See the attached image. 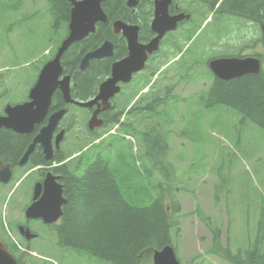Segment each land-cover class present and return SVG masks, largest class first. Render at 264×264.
I'll list each match as a JSON object with an SVG mask.
<instances>
[{"label": "trees", "instance_id": "trees-1", "mask_svg": "<svg viewBox=\"0 0 264 264\" xmlns=\"http://www.w3.org/2000/svg\"><path fill=\"white\" fill-rule=\"evenodd\" d=\"M46 2L51 20L56 29L58 27L60 30L69 20L68 0ZM202 2L207 4V15L219 0ZM106 12L109 17H114L107 10ZM216 14L238 17L264 26V0H222ZM105 37L110 38L98 30L95 35L72 45L61 59L63 73L73 78L74 91L81 100L89 98L108 74L104 72L103 66L94 62H90L83 72L79 71L83 55L101 44ZM58 42L60 43V39ZM186 61L187 68L198 64L192 63L190 58ZM203 73L207 74V71L201 70L200 74ZM191 76L186 75L187 79ZM185 82L194 83L195 76ZM148 83L149 80L145 81L133 91L138 92ZM173 89L171 86L168 91H164L155 86L126 110L136 96L135 92H130L117 111L106 115V125L101 132L89 136L67 153L66 157L80 151L114 125L119 126L118 135L109 143L93 145L81 157L68 163L72 176L65 173L64 179L68 180L65 189L69 203L66 212L64 209L63 222L58 228L60 238L57 241L63 256L66 249H70L79 260L95 259L107 264H152L153 251L172 245L171 232L174 229L175 234L179 233L181 213V206L172 194L173 182L176 181L175 168L168 159L167 128L171 126L175 112L170 110V104L167 109L164 101H160L171 100ZM53 100L61 106L57 92L53 95ZM198 100L199 104H205L209 108L224 105L264 131V70L257 75L229 82L217 80L210 86L206 96ZM121 119L123 120L120 121ZM124 136L133 138L147 163L138 164L132 153L133 144L126 141ZM122 143H127L126 150ZM10 146L16 147L18 143L6 138L0 143V152H14L10 150ZM103 150H108L111 156H103ZM124 151L130 155V160L125 158ZM154 175L161 177L162 181L155 183ZM196 213L212 234V246L205 251V256L216 255L229 264H264V246H261L264 239V213L259 215L255 238L250 244L251 251L246 250L242 254L241 247L235 255L228 246L222 248L220 229L213 226L198 208ZM202 258L197 264H209L205 257Z\"/></svg>", "mask_w": 264, "mask_h": 264}, {"label": "rangeland", "instance_id": "rangeland-1", "mask_svg": "<svg viewBox=\"0 0 264 264\" xmlns=\"http://www.w3.org/2000/svg\"><path fill=\"white\" fill-rule=\"evenodd\" d=\"M24 12L27 15L37 14V18L19 25L23 31L22 55L18 52L21 37L7 43L0 33V108L8 102H22L36 80L42 62L39 56L49 50L54 52L55 41L64 35L62 30L56 35L50 29L46 0H24ZM9 18L12 16L9 15ZM221 20L223 22H218L220 32L216 20L201 23L197 30H193L184 47V51H187L184 59L190 58L192 63L197 64L205 52L204 47L209 44H215L218 53L224 51L229 42L240 46L242 33L247 36L245 44L258 46L261 30L256 24L247 22L245 29H241L239 23L245 21ZM52 39L55 40L50 42ZM9 46L13 49H8ZM258 49L255 47V51ZM13 50H17V54ZM206 89L204 82L180 85L173 95L179 99L192 97L193 100L182 105H170V110L175 112V125L168 133V159L175 168L176 181L173 182L172 194L181 206L180 231L175 234V230H172L171 246L181 264H197L203 259L202 256L209 264H227L216 255H204L212 246V234L198 218L197 208L213 226L220 229V244L224 249L228 246L233 255L241 247L242 254L246 250L251 251L250 244L255 238L259 215L264 213V131L224 105L209 108L205 104L195 103L194 96ZM126 98L127 95L115 99V102L121 103ZM85 121V118L81 119L79 127ZM63 146L64 150L70 147L67 141ZM122 146L126 150L127 143H122ZM103 154L111 156L108 150H103ZM124 155L130 160V155L125 151ZM134 155L138 164L147 163L138 148ZM154 176L155 183L162 181L158 175ZM5 200H0L1 214L6 212ZM261 246H264V239ZM54 253L57 256L48 255V264H107L95 259L79 260L75 252L67 250L64 256L60 249ZM42 263L38 259L22 262Z\"/></svg>", "mask_w": 264, "mask_h": 264}, {"label": "flooded vegetation", "instance_id": "flooded-vegetation-1", "mask_svg": "<svg viewBox=\"0 0 264 264\" xmlns=\"http://www.w3.org/2000/svg\"><path fill=\"white\" fill-rule=\"evenodd\" d=\"M157 3H160L162 10L164 9L166 17H182V20L177 22L174 29L164 31L161 39L157 42L156 51L148 53L146 51V47H148L150 42L157 39L159 35L153 27V23L156 18ZM206 6L207 4H204L202 0L103 1L101 3V9L106 16V21L104 23H96L95 31L88 34L82 40L84 41L88 37L95 35L98 33V30H101V33L104 32L110 36V38L105 37L101 41V44H99L96 48L88 50L85 53L87 54L91 51L99 49L104 43H108L112 48V54L110 57L89 61V63L94 62L96 65L103 66L104 72L108 73L102 81L99 82L97 89L103 81L110 77L112 65L118 61L128 58L130 55L127 37L124 35V32H126L125 34L129 37L135 34L136 45L144 49L147 55L141 71L132 73L129 82L119 83L121 89L120 93H122L126 88L129 92L133 91L147 80H150L148 84L152 88L157 86L158 84L155 83L154 77L155 71L157 74L156 78L158 75H161V86L164 91H168L172 85L175 87L180 86L181 84L185 85L187 74L193 76L200 74L201 70L199 68L186 67L185 64L187 61L184 59V55L187 51H184V47L186 46V38L189 37V35L193 32V29L200 23L202 10L206 8ZM106 10L110 13V15H114V17H109ZM38 11L40 10H37L36 12ZM9 15H11L12 18H9ZM36 18L37 14H25L24 0H0V33L2 32L3 39L7 43H9L12 39L16 40V37H21L18 50L21 55L23 54V31H21L19 25L22 22L26 23L36 20ZM51 21L50 29H52V32L57 35L59 32L58 27L56 29L54 21ZM243 23L245 25H243ZM235 24L238 25L237 23ZM239 24L242 25L241 29H245L248 23L241 22ZM162 28L163 25L157 29L161 30ZM62 31L64 32V36L68 34L67 24L62 28ZM4 35L7 37L4 38ZM53 40L55 39L50 41ZM246 40L247 36L245 37L244 33H242L240 46H238L239 44L233 45V43L229 42L225 46L226 49L218 53L216 45L214 44L209 48H204L205 52L203 55L211 57L209 60L217 58L245 59L255 57L263 63L262 52L264 48V41H258V46H256V48L259 49L255 51V47L251 50V47L248 44H245ZM55 47L56 43L54 45V48ZM9 48L13 49L11 46H9L8 49ZM235 50H237V52H235ZM12 52L17 54V50H13ZM174 54L177 55L171 58ZM42 55L39 56L42 61L40 68L53 57L54 53L49 50L44 52L43 56ZM196 56L198 57V54ZM209 60L206 61L208 62ZM100 66L99 69L101 70ZM63 74L68 75L65 73ZM207 74L210 77V80L200 81L207 85L206 92H203L204 96H206L210 86L215 84V81H223L217 79L209 70ZM190 78L191 77H189V79ZM74 86L75 82L73 78H71L70 96L75 102L88 101L97 94L96 89V91L89 98L81 100L77 97V93L74 91ZM56 92L59 94L61 106H58V104L52 100L43 120L38 124H35L32 131L29 133L18 134L5 128L0 129V143L4 142L6 138L9 139L10 142L13 141L18 143V146L16 147L10 146V150L12 149L14 152H0V170L3 168L8 169L10 172V179L6 181L7 183L3 184L0 181V200L6 199V212L5 214L0 213V241L5 244L9 252L16 257L15 259H17L16 261L18 262H29L33 259H49L48 255L57 256L56 253H54L55 250H62L57 242L60 238L58 228L62 225L64 209L66 212L69 203L66 194L67 191L65 189V184L68 180L64 179V174L66 173L69 177L72 176V170L68 169V163L73 157L80 154L77 153L70 157H66V151L63 149V144L67 140L66 136L69 131H73V129L75 133L74 137L77 140L84 135L89 136L99 133L102 130L106 115L111 111L115 112L117 107H119L122 103L115 102L114 97L110 100V108L105 109L103 105H100L99 107L94 105L90 109L81 108L75 103L65 104L59 89ZM191 100L193 99H183L185 102H191ZM194 100L196 102L200 101L198 99ZM202 100L204 102L206 101V99ZM21 101L22 102L18 103L25 102L24 99ZM160 102H163V100ZM166 102L168 101L164 100V103ZM18 103L8 102L3 104L0 108V115H3L6 105H14ZM63 108L67 110L65 117H67L68 121L63 125L59 124L53 131L49 140L50 149L48 152H44L43 146L40 143H37L26 160L23 163H20L34 138L40 133L41 129L47 125L50 115ZM93 116L95 117L94 120L96 122H100V125L90 123ZM83 118L86 120L84 125L80 127L79 125L74 126L75 123L81 122V119ZM60 131L64 132V137L59 147H57V135ZM58 187L61 189V196L64 199V203L60 207L61 215L55 222L46 224L41 218H31L26 216V210L33 203L37 202L42 197L49 196L50 194L57 195ZM66 250L68 252L70 249Z\"/></svg>", "mask_w": 264, "mask_h": 264}, {"label": "water", "instance_id": "water-1", "mask_svg": "<svg viewBox=\"0 0 264 264\" xmlns=\"http://www.w3.org/2000/svg\"><path fill=\"white\" fill-rule=\"evenodd\" d=\"M103 1L105 0H70L72 7L70 10L67 37L61 42L54 58L41 68L35 84L28 93V101L14 106H6L4 116L0 115V129L5 128L18 134L32 131L34 125L41 122L45 117L51 103L52 95L57 89L61 92L63 101L66 104L75 103L82 108H92L94 105L98 107L103 105L105 109L108 108L110 106L109 100L120 91L118 84L129 82L132 73H136L142 69L147 55L146 51L148 53L155 51L157 49V42L161 39L164 31L174 29L177 22L182 20V17H166L164 9L162 10L160 3H157L156 18L153 23V27L159 33L157 39L150 42L145 51L136 45L135 34L130 36V38L125 34L126 32H124L130 49L129 57L112 65L110 77L100 84L98 93L93 99L87 102H75L70 98V77L62 76L63 71L60 60L71 45L82 41L88 34L95 31L96 23H104L106 21V16L101 9V3ZM162 25L163 28L158 30L157 28ZM111 54V46L108 43H104L99 49L91 51L83 56L79 64L80 71L86 69L89 61L110 57ZM209 69L218 79L229 81L244 75H257L261 71V65L256 58L214 59L209 62ZM64 114L65 110L62 109L56 111L49 117L47 125L42 128L40 133L34 138L20 163L26 160L37 143L43 146L44 152H48L50 149V137ZM94 118L93 116L90 123L100 125V122H96ZM62 136L63 132H60L57 137V145L62 139ZM9 179V170L2 168L0 170L1 183L5 184ZM63 203L64 199L61 196V189L58 187L57 195L50 194L33 203L26 210V216L41 218L46 224L53 223L61 215L60 207ZM0 264H17L16 260L1 241ZM152 264H180V262L173 248L167 245L160 250L153 251Z\"/></svg>", "mask_w": 264, "mask_h": 264}]
</instances>
